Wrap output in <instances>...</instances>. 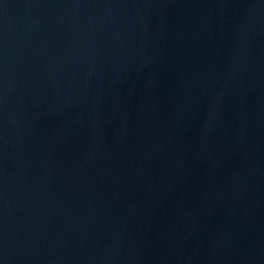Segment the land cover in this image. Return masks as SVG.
<instances>
[{"label":"water","instance_id":"1","mask_svg":"<svg viewBox=\"0 0 264 264\" xmlns=\"http://www.w3.org/2000/svg\"><path fill=\"white\" fill-rule=\"evenodd\" d=\"M0 264H264V0H0Z\"/></svg>","mask_w":264,"mask_h":264}]
</instances>
